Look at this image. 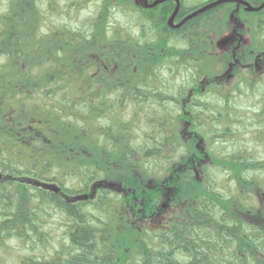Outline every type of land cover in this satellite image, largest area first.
<instances>
[{
    "label": "trees",
    "instance_id": "16d2710c",
    "mask_svg": "<svg viewBox=\"0 0 264 264\" xmlns=\"http://www.w3.org/2000/svg\"><path fill=\"white\" fill-rule=\"evenodd\" d=\"M212 1L181 0L176 18ZM247 1L257 6L264 0ZM138 2L0 0V253L6 242L16 240L29 253L21 264H237L235 246L253 243L256 257L240 264H264V220L257 221L251 235L236 234L234 240L230 239L233 231H225L223 242L218 231H210L214 246L205 245L206 220L216 226L223 210L225 228L239 226L234 211H248L246 199L255 191L261 197L264 193V136L252 140V134L244 129L248 123L256 128L264 126V74L256 81L244 76L225 91L211 88L207 95L200 96L209 100L207 107L196 113L202 118L200 125L209 123L210 143L244 142L246 135L253 142L249 151L238 145L231 150L212 146L211 164L201 166L198 180L192 168L204 155L187 153L192 146L175 134L177 119L184 116L179 101L186 97L187 84L192 80L196 86L199 79L212 78V54L218 51L214 41L232 12L249 30L251 45L247 49L264 55V9L249 12L243 6L235 10V4H225L171 30L166 20L174 10L172 2L150 9ZM126 22L143 31L135 43L141 45L143 41L140 48L145 49L128 59L130 49L124 46ZM146 29L154 33L148 36ZM110 43L114 44L111 55L107 53ZM95 55L108 72L116 66L115 75L113 72L109 79L100 73L94 76ZM128 77L131 87L122 90L119 84L126 88ZM177 80L185 82L176 85ZM98 82L101 99L112 104L110 111L101 112L100 122L96 121L93 91ZM126 91L130 92L128 96L122 94ZM229 99L252 103H222ZM124 107L136 117L125 120L132 130L130 152H126L123 139L108 130L112 122L123 117L120 110ZM251 108L261 112L256 115ZM141 111L147 126L141 131L143 138H138L136 127L143 120L137 117ZM229 125L237 129L242 125V130L231 132ZM168 126L175 132H168ZM199 134H204L203 129ZM238 148L249 159L252 154L254 160L246 162ZM130 163L138 168L133 172L151 180L153 192L147 185L143 190L150 191L156 201L157 192L163 194L166 185L176 178L198 186L186 218L179 222L183 231L177 235L178 243L170 231L132 232L119 244L121 249L129 247L130 252L125 253L117 248L114 233L89 215L90 207L106 214L115 196L103 190L97 203L88 204L84 198L91 186ZM245 170L256 172L249 179L253 186L245 182L247 179L240 180ZM228 174L240 183L237 187L222 186ZM43 184L53 185L58 191ZM50 212L61 215L65 231L51 235L56 227L48 224ZM255 212L262 215L264 207ZM219 243L226 247L219 248Z\"/></svg>",
    "mask_w": 264,
    "mask_h": 264
},
{
    "label": "flooded vegetation",
    "instance_id": "af4514ba",
    "mask_svg": "<svg viewBox=\"0 0 264 264\" xmlns=\"http://www.w3.org/2000/svg\"><path fill=\"white\" fill-rule=\"evenodd\" d=\"M153 2H154V0L151 3H153ZM168 2H172L173 5H174L173 1H168ZM247 2L250 3L249 1H247ZM148 3L151 4L150 0H148ZM180 3H181V0H180ZM162 4H159V5H162ZM223 5H225V4H223ZM235 6H236L235 10H237L238 7H240L241 5H239V6L235 5ZM231 14H233V12ZM188 15H186V16H188ZM186 16H184L182 18H178V19L175 18L174 24H178ZM167 20H168V18H167ZM167 20H166L167 28L171 29V30H177V29L170 28L168 26V21ZM239 27L240 26H236L234 28V30L231 32V34L223 35V36L221 35V36L218 37V38L221 37L220 40H226V39L228 40L227 43L223 46V48H219L217 46V43H218L217 39L218 38L214 41L215 42V47L218 49V51L220 50L221 53L224 52V55L227 56L226 57L227 62H226V66L224 68V71L220 75H216L213 79H210V80H208L207 77L199 79L198 84L196 86H194V82L192 80L189 84H187L188 87H187V90H186V97L179 101L181 114H183L184 116L181 117V118L179 117L177 119L176 127H175L176 128L175 134L177 136L182 137L184 139V142L187 145H188L187 142H189L190 143L189 145L192 146V147H188V150H187L188 152L187 153H189V154H191V153H193V154L199 153L201 155H204V156H202L203 159H198L197 166H193V168H192V171L194 172V175H195V177L198 180L200 179L199 173L202 171V167H205V166L211 164V158L209 157L210 156L209 155V151H210V148H211V143H210V140L208 138V135H209V132H208L209 123L200 125L199 121L202 118L200 116L196 115V113L199 112L203 106L207 107V102L209 100L208 99H202V98H200V96L207 95L206 92L207 91L209 92V90L211 88H213L215 90L219 89L221 91H225V90L234 88L235 87L234 85L239 83V82H241V79L244 77V75H242V76L237 75L241 71L243 72V71H246V70L250 69V71H251V73H250L251 75L249 74L250 77L248 76V77H245V78H248L249 81L250 80L251 81L252 80L256 81V78L258 77L257 76L258 75V71H257L258 67L260 66V67L264 68V55H260L259 53L256 54V53H253L252 51H250L251 58H253V62H254L253 65H251V63H249L248 60H246V61L244 60L243 61L239 57L240 49L241 48L243 49L244 48L243 45H245V43H246V40L243 39V36L241 35V33L238 32ZM180 28H178V29H180ZM146 30H147V34H149L148 36H150L151 33L152 34L154 33V31L152 29H149V30L146 29ZM140 32H143V31H139V29L137 27L131 25L130 22H126V24H125L126 40H125L124 46L126 47V49H130V50L134 51V52H132V54H130V50L128 51L129 54L127 56H129V57L126 56L127 59L130 58L132 55H134V56L140 55L145 50L144 48H140V46H144V42L143 41H140L141 45L138 44V43H135L136 37L140 36ZM122 38H125V37H122ZM145 38H146V36H145ZM95 39L99 41V38L97 36L95 37ZM250 45H251V39H249V42H248V45H247L246 49L249 48ZM108 46L109 47H108L107 53L110 52V55H111L114 52V44L110 43ZM181 46H184V44L181 43ZM190 48L192 49L191 46H190ZM150 52L158 54L157 51H151L150 50ZM217 52H215V54H217ZM218 53H220V52H218ZM204 54H206V53H204ZM206 56L208 57L209 53H207ZM188 57L193 59V55L192 54H189ZM109 63H110V66L113 64L111 61H109ZM116 69H117L116 66L113 65V68H112L111 72H108L109 69L103 63H100L99 55H95V66H94V73L95 74H94V76H98V74L100 73V74H102L103 77H107L109 79L112 76V73ZM126 69H127L126 72H129L128 67ZM237 70H239V71L237 72ZM262 73L264 74V70L260 71L259 74H262ZM113 74L115 75V72ZM212 74H214V72ZM235 75H236V77H235ZM254 77H256V78H254ZM159 80L160 79H158L157 82H159ZM234 82H235V84H233ZM129 83H130V79L128 77L127 87L125 88V85H122V84H119L120 85L119 87L123 88L122 90H129V87H131V84H129ZM155 87H158V84H155ZM93 89H94L93 91L95 93L94 94V105H95V110H96V121L100 122L103 119L101 112L104 109L106 111H110L109 108L112 106V104H109V102L104 101V100L101 99L102 96H100V95L102 94V86H101V84L99 82L95 83ZM124 93L127 96L130 94V92H127V91L126 92H122V94H124ZM217 101L219 102V100H217ZM223 102L231 104V105H238L242 101L241 100L238 101V100H234V99H229V100H222V103ZM243 103H246V104L250 105L252 103V101H245ZM256 103H258V102L256 101ZM127 107H124L122 110H120V113L123 114V117L122 118H118L115 122H112L110 127L108 128V130L111 131V132H114L116 138H122L123 139L122 143L124 144V147L126 148V152H130L131 147H130V144L128 142V139H130V135H131V131L132 130H131L130 126H127V123L125 122V120L129 119V121H130L132 118H136V117L130 116V111H128ZM203 110L208 112V109H206V108L203 109ZM220 111H223V110H220ZM231 112H233V111L231 110ZM253 112H254V114L257 115V114H259L261 112V110H259V111L255 110ZM138 114H139V116L137 117L138 121L139 120H143V122H142L141 126L138 125L136 127V129H137L136 131H137V134L139 135L138 138H143L144 135H143V133H141V131H143L146 128L147 124L145 122V118L141 115L142 111L138 112ZM206 117L207 116H205L204 118H206ZM261 117H262V115H261ZM180 125H181V128H180L181 131L178 133V130H180L178 128V126L180 127ZM248 125L253 129V131H250V129L248 128ZM255 126L256 125H254V124L251 125L250 123H248L244 127V129L249 130V133L256 132L255 135L252 136V140H254L253 139L254 136L255 137H258V136L259 137H261V136L263 137L264 136V126H261L260 128L258 126H257L258 128H256ZM228 127L230 128L229 130L231 132L236 131V133H238V132H240V129L242 130V125H241V128H239V129H237V127H235L233 125H229ZM201 129H203V131H204V134L202 136L199 134V131ZM205 139L209 140V148H207V144H206V149L204 150V149H202L200 144H201V142L203 140L206 141ZM222 144H224V146H225L224 149L225 150H231L233 148L234 141L233 140L232 141L229 140L226 143L224 141ZM142 148L143 147H141L139 149L141 150ZM243 149L245 151H249L251 148H243ZM243 149L238 148V151L244 153L242 151ZM145 151L146 150H142L140 152H142V154H143V153H145ZM262 154H264L263 151H262ZM241 158H244L246 160V162L248 160H254V157H253L252 154H250V159L248 157V154H245V157H241ZM257 160H258V158L256 156L255 157V161H257ZM224 169L228 173L229 170H227V167H224ZM227 173H225V174H227ZM255 174H256V172H253V171H250V170H245V172L243 174L245 177L243 178V175H242L240 180L247 179L245 182H249L250 184H252V183H254L253 180H249V179H252L255 176ZM236 180H237L236 178L233 179L230 176V174H228L226 176V179H224L222 181V186L225 187V188H228L229 186L237 187L240 183L237 182ZM253 185L254 184H252V186ZM103 190L109 191L110 193L115 195L114 196V200H112L109 203V204H111L110 206H113V204H114V202H115V200L117 198H119V202H118V204H119L121 202V200L124 199L125 196H126L125 188L122 189V186H121V184L119 182H106V181L103 180V181H99V182L96 181V183H94L91 186L89 194L87 193V195L85 196L84 199L86 200L87 203L89 201H90L89 203H91V204L97 203V201L99 200V194ZM165 190H167V188H165ZM158 193H160L162 195V192H158ZM259 196H260L259 193H257V191H255V195L252 194V195H250V198L246 199L247 200L246 208L248 209V211H245L244 213L238 212V214H239L238 215V219L240 221L239 222V226H236L234 228H228V229L225 228L226 225L223 222L225 217H222V215H225L223 210H222V213L219 212V218H218L219 222H217L216 226L215 225L212 226L211 223L208 221L209 219L206 220L207 221L206 224L208 226H207V230H205V231H208V233H207V235H205V237H206V244L205 245L208 246V247L209 246L210 247L214 246V245H212V242H214L215 240H213V238L211 237V232L210 231H218L220 233V241H222V242L225 241V236H226L225 235V233H226L225 231H233L232 235H234V236H230L231 240H234V238H236L235 237L236 234L246 235V234H248L250 232L249 234L251 235L252 231L253 232L256 231V229H254V226L256 225V223H258L257 222L258 221L257 217H258L259 214L257 212H255V211L258 209V207H262V208L264 207V193L262 194V197L261 196L259 197ZM140 200H142V197H140ZM169 200H170V198L164 200V202L159 204V205L156 204L155 208H154L153 216H161V215H163V213H166V211L168 210L167 209L168 208L167 201H169ZM127 204L130 205L129 202ZM116 206L118 207V205H116ZM114 207H115V205L113 206V212L111 213L112 215H116ZM128 208H130V206ZM188 208H185V210H184V214L185 215H186V210ZM138 213L139 214L142 213L141 217H144V212L140 211ZM184 214L181 212V215H180L179 218L172 217L170 219V223H168L166 226H164L160 230V231H164V232L170 231L172 233V236H174L176 238V243H178V241H179L177 239V235H179L180 231H183L182 228L180 227L179 222L182 219L186 218ZM204 216H206V215H204ZM262 220H264V218H262ZM247 225H248V227H247ZM194 230L195 229H193V231ZM221 234H222V236H221ZM242 239H243V237H242ZM251 240L255 241V238H253V236H252ZM244 245L245 246H242V245L235 246L234 253H235V256L238 257V260L236 261L237 264H240L242 261H244V262L249 261L250 262L252 260V258L256 257V255H257V252L255 251L253 243H252V245H247V244H244ZM218 246H219V248L226 247V244L219 243ZM232 256H234V255H232Z\"/></svg>",
    "mask_w": 264,
    "mask_h": 264
},
{
    "label": "rangeland",
    "instance_id": "374dc122",
    "mask_svg": "<svg viewBox=\"0 0 264 264\" xmlns=\"http://www.w3.org/2000/svg\"><path fill=\"white\" fill-rule=\"evenodd\" d=\"M152 1L153 0H150V3ZM189 1L193 2L195 0H189ZM141 2L142 0H139L138 3L141 4ZM237 17L238 15L236 12L230 15L228 22L227 23L225 22V26H224V29L222 30L223 32L221 33V35L223 36V35L231 34V32L234 30L236 26H240L238 32L241 33V35L243 36V39L246 40V43L245 45H243L244 48L243 49L241 48L242 50L240 49L239 57L243 61L248 60L249 63L253 65L254 62H253V58H251V55H250L251 54L250 49H246L249 39H250L249 31L242 24L241 20L238 19ZM117 19H119V17H117ZM220 39L221 37L218 38L217 41H219ZM218 52L217 54L215 53L212 54V56H214L213 58L214 60L212 62L214 64L213 65L214 67L212 69L215 71H213L214 74H212L211 79H213L216 75H220L224 71V68L226 66L227 56L224 55L223 51H222L223 53H221L220 50ZM262 70H264V68L259 66L257 69L258 71L257 76H261L263 74V73L259 74L260 71ZM238 71L239 70H237V72ZM250 73L251 71L249 69L243 72L241 71L237 75H240V76L244 75L245 77H248ZM181 81L182 80H177V83L174 82V84L179 85L185 82V81L183 82ZM233 84H235V82ZM245 101L247 100H243L242 102H245ZM243 111H246V110H243ZM251 111L252 112L254 111L253 108H251ZM178 128L180 129L181 125L180 127L178 126ZM248 128L250 129V131H253V129L249 125H248ZM169 129L170 131L175 132L174 127L168 126V132H170ZM180 131L181 129L178 130V133ZM255 133L256 132L251 133L252 136L255 135ZM243 139L245 140L244 142L243 140L239 141V143H234L233 146L237 147L238 145L239 147H242V148H251L253 146V142L246 135L243 136ZM221 143L222 142L218 144L211 143V148L212 146L215 148H218V146L219 148L225 147L224 144L221 145ZM206 144H207V148H209L208 139L206 141L203 140L201 142L200 145L202 149L204 150L206 149ZM130 164L129 166H126L127 168L119 167L118 171L116 172L114 171L109 175L110 178L107 177V178L100 180V181L104 180L106 182H119L122 186V189L125 188L126 196L124 199H122L123 201L121 200V202L118 204L119 198H117L113 204V206L115 205L114 209H115L116 215L111 214L113 212V206H110L111 204L108 205V211H106L107 215L104 214L103 211H100L99 208H97L98 210L96 209L93 210L92 207H90L91 214L89 213V215H93V217L95 216L96 219H99V224L104 223L105 227L111 233H114L115 241L117 242V245H118L117 248L125 253L130 252L129 247L125 246L123 249H121L119 247V244L120 243L123 244L125 240H128L129 235L132 232H139V233H141L142 231H149L150 233L159 232L164 226L170 223V219L172 217L179 218L181 215V212L184 214L185 208H188L191 206L194 200V197L198 195V192H199V188L197 185L187 184V183L183 184V181H179L176 178L174 179V182L171 185H166L169 189L168 188H167L168 190L164 189L165 191L163 192L161 196H159V193L157 192L158 194H156V196L158 197L157 198L158 200L156 201L154 199V196L150 193V191L153 192L152 190H154V187L151 186L152 185L151 182H149L151 180H147L146 178H144L140 172L139 173L137 172L138 174L133 172L134 168H136L137 170L138 168L136 165L134 166L133 164H131L132 165L131 166ZM143 181L144 183H142ZM145 185L148 186V189L151 188L150 191L144 192L143 188H145L144 187ZM140 188H141V191H143V193L140 191ZM164 193H166L167 198H170V200L167 201L168 210L166 211V213H163V215L161 216H153L155 205L156 204L159 205L163 203L164 200H166L164 197L165 196ZM146 196H149L147 200H146ZM140 197H142V200H140ZM128 202L130 203V205L127 204ZM116 205H118V207ZM129 206L130 208H128ZM140 211L144 212V217H141L142 213L140 214L138 213ZM234 212L235 214L239 215L237 209ZM50 213H52V217L50 218L51 220H49L48 224L49 226L54 224L56 227V231L50 232L51 235L57 231L58 233L60 231H65L63 229L65 223L63 222V218L61 217V215L60 217L62 219H60L59 215L55 214L54 212H50ZM262 218H264V212L262 215L259 213L257 220L263 222ZM125 235H128V236L125 237ZM44 244L45 246H47L46 243ZM44 251H49V249H44ZM28 254L29 253H27L23 248H21V246L17 244L16 240H10L5 243L4 251L0 253V264H21V262H25V259L28 257ZM36 255H37V252H36ZM45 255H49V254L45 253Z\"/></svg>",
    "mask_w": 264,
    "mask_h": 264
},
{
    "label": "water",
    "instance_id": "95a60500",
    "mask_svg": "<svg viewBox=\"0 0 264 264\" xmlns=\"http://www.w3.org/2000/svg\"><path fill=\"white\" fill-rule=\"evenodd\" d=\"M166 1H173L175 3V9L172 13V15L170 16L169 20H168V26L172 29H178L180 28L185 22H187L188 20L195 18L196 16L203 14L209 10H212L213 8H216L218 6H221L223 4H236V5H241L243 7H245V9L249 12H259L261 10L264 9V1L258 5V6H253L250 3H248L246 0H214L212 2H209L199 8H197L193 13L189 14L188 16H186L182 21H180L178 24H174V20L177 16L178 10H179V0H155L153 3L149 4L148 0H142L141 2V6L144 9H149V8H154L156 7L158 4L164 3ZM227 39L226 40H220L217 43V46L219 48H223V46L227 43ZM44 188L46 189H51L55 192L58 191V188L54 187L53 185H49V184H43L42 185ZM80 198V197H78Z\"/></svg>",
    "mask_w": 264,
    "mask_h": 264
},
{
    "label": "bare ground",
    "instance_id": "6f19581e",
    "mask_svg": "<svg viewBox=\"0 0 264 264\" xmlns=\"http://www.w3.org/2000/svg\"><path fill=\"white\" fill-rule=\"evenodd\" d=\"M166 2H168V1H166ZM166 2H164V3H166ZM164 3H163V4H164ZM161 4H162V3H161ZM158 5H159V4H158ZM158 5H157V6H158ZM179 6H180V0H179ZM174 9H175V3H174ZM195 10H196V9H194L191 13H193ZM173 11H174V10H173ZM173 11L171 12L170 16L172 15ZM191 13H190V14H191ZM170 16L168 17V20H169ZM168 20H167V21H168ZM159 111H160V110H159Z\"/></svg>",
    "mask_w": 264,
    "mask_h": 264
}]
</instances>
